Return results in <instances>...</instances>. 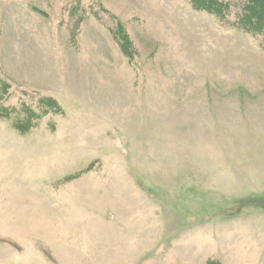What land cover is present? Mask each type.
I'll list each match as a JSON object with an SVG mask.
<instances>
[{
  "label": "rangeland",
  "instance_id": "1",
  "mask_svg": "<svg viewBox=\"0 0 264 264\" xmlns=\"http://www.w3.org/2000/svg\"><path fill=\"white\" fill-rule=\"evenodd\" d=\"M228 1L0 0V264H264V32Z\"/></svg>",
  "mask_w": 264,
  "mask_h": 264
},
{
  "label": "trees",
  "instance_id": "2",
  "mask_svg": "<svg viewBox=\"0 0 264 264\" xmlns=\"http://www.w3.org/2000/svg\"><path fill=\"white\" fill-rule=\"evenodd\" d=\"M251 2L253 4L249 3L248 0H240L239 3L241 10L237 13V23L240 24L241 27H245L255 32L262 33V30L264 32V19L262 18L264 14V0H251ZM201 3L206 4V6L212 5V8L216 9L215 11L218 14H220L219 9L227 5L230 6V2H225V0H223L222 2L221 0H207L206 3ZM254 4H257L256 9H254ZM247 6H250L251 9H247Z\"/></svg>",
  "mask_w": 264,
  "mask_h": 264
}]
</instances>
